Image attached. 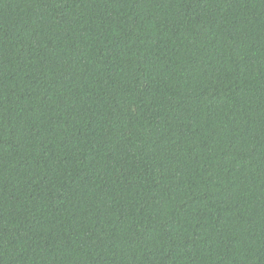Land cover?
<instances>
[{
    "label": "trees",
    "instance_id": "16d2710c",
    "mask_svg": "<svg viewBox=\"0 0 264 264\" xmlns=\"http://www.w3.org/2000/svg\"><path fill=\"white\" fill-rule=\"evenodd\" d=\"M0 264H264V0H0Z\"/></svg>",
    "mask_w": 264,
    "mask_h": 264
}]
</instances>
